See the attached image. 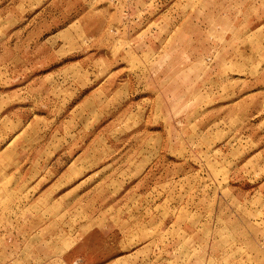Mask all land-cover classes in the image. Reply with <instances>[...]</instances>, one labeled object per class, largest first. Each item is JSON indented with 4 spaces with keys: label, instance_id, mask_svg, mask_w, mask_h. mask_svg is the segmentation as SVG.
Here are the masks:
<instances>
[{
    "label": "rangeland",
    "instance_id": "1",
    "mask_svg": "<svg viewBox=\"0 0 264 264\" xmlns=\"http://www.w3.org/2000/svg\"><path fill=\"white\" fill-rule=\"evenodd\" d=\"M0 264H264V0H0Z\"/></svg>",
    "mask_w": 264,
    "mask_h": 264
}]
</instances>
